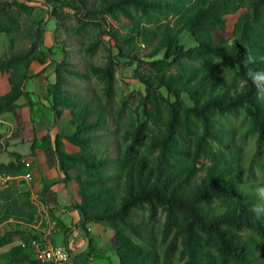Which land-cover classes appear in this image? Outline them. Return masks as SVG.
I'll use <instances>...</instances> for the list:
<instances>
[{
  "label": "trees",
  "instance_id": "1",
  "mask_svg": "<svg viewBox=\"0 0 264 264\" xmlns=\"http://www.w3.org/2000/svg\"><path fill=\"white\" fill-rule=\"evenodd\" d=\"M246 1V11L236 19L231 38L216 41L214 35L225 26L226 15L243 8ZM11 5L13 9L5 12ZM96 7L115 19L122 15L129 20L123 23V32L111 35L114 40L120 34L132 44L138 39L142 45L151 44L149 57L161 55L163 59L157 62L165 66L171 60L176 66L168 71L158 66L159 74L135 77L145 86L140 105L146 120L125 131L127 143L117 157L108 154L107 146L91 145L100 138L94 130L107 129L105 107L96 105L91 119L88 103L70 112L72 118L80 119L75 118L78 133L67 139L79 151L65 152L55 137L52 153L64 179L71 170L77 174L80 202L74 208L84 221H104L114 230L112 243L119 264H156V251L147 245L156 237L147 220L159 212L164 214L161 242L173 235L166 242L165 256L178 239L184 264H264L260 244L264 220L255 219L251 212L255 188L264 185V180L256 183L243 178L232 136L216 134L208 123L211 111L244 105L264 135V104L256 99L251 84L245 85L247 68L242 63L248 54L264 56V0H98ZM32 10L17 1L2 3L0 33L10 31L16 14L28 15ZM183 34L192 40L191 47L181 40ZM37 47L33 43L24 52L0 58V71L10 73V89L0 96V114L12 110L18 97L28 95L23 88L29 78L28 66L33 60L44 62L34 55ZM218 66L233 71V79L243 84H231ZM247 67L264 69V63L257 60ZM106 70L109 85L111 75ZM160 87L165 88L166 97L158 92ZM50 109L60 117L55 102ZM194 119L202 121L204 129L194 137L186 136L183 131ZM150 122L158 124L156 131L148 126ZM198 157L209 162L198 167ZM18 168L13 162L0 164L1 171ZM141 209L147 211V220L137 218ZM5 219L1 216L0 222ZM124 229L148 247L125 235ZM244 230L250 234L241 233ZM11 241L1 237L0 246ZM1 260L3 264H30L22 245L1 253Z\"/></svg>",
  "mask_w": 264,
  "mask_h": 264
},
{
  "label": "rangeland",
  "instance_id": "2",
  "mask_svg": "<svg viewBox=\"0 0 264 264\" xmlns=\"http://www.w3.org/2000/svg\"><path fill=\"white\" fill-rule=\"evenodd\" d=\"M11 1L17 0H0V5ZM247 3L246 1L243 8L226 15L225 26L217 35H214L216 41L220 37L231 38L235 21L241 13L246 11ZM25 4L33 9L37 8L38 11L33 15V10L28 15L16 14L14 18L16 23H9L10 31L0 33V47H7L2 58L11 53L24 52L33 43L38 44L34 55L44 61H49V65L53 66L54 82L48 85L46 101L49 108L55 102L56 108L61 112L58 117V132L55 137L60 139L63 150L67 153L79 151V147L67 139L69 135L78 133L75 124L76 117L72 118L70 112L76 111L88 103L87 108H91L88 119L92 118L96 105L105 107L107 113L105 123L107 129L94 130L100 135V138H98L99 141L91 143V145L98 148L107 146L108 154L111 157H117L127 143L124 138L125 131L137 123H145L146 120L142 114L143 107L140 105V99L145 95V86L135 77L140 74L143 76L159 74L158 66L163 67V71L174 70L176 65L171 60H167L165 66L164 62H157L163 59L161 55L149 57L153 45H142L139 39L135 40V44H132L129 40L123 41L120 34H117L118 41L114 40L111 35L116 34V31L123 32V23L129 22V20L122 15H118L115 19L110 14L99 11L96 7L98 0H87L84 4L79 0H42L40 5ZM13 7L14 5H11L4 11H9ZM48 20H50L49 23ZM43 34L50 36L51 47L47 48L46 45L42 47ZM181 40L186 47L193 45L187 34H183ZM40 51L43 53L41 54ZM169 63L173 64L171 68ZM93 67H99L100 70H94ZM102 68L105 70H101ZM106 69L110 71L111 75L109 85L106 80L108 77ZM218 69L231 84L239 83L237 79H233L235 77L233 71L226 70L221 66H218ZM242 84L239 83V85ZM157 90L164 97L167 96L165 88L160 87ZM52 95H54V101ZM183 98L187 105H191L187 98ZM169 100L173 99L169 97ZM60 103L64 105H60ZM208 116L210 117L208 121L210 129H213L216 134L232 136V143L236 145L239 153L238 168L243 178L256 183L264 180V135L260 133L246 107L241 105L230 111H211ZM148 126L153 131L158 129L157 123L150 122ZM203 129V122L194 119L188 122V129L183 132L186 136L191 133L190 137H194L195 133H201ZM102 138L106 140H102ZM197 159L198 167L201 166V163L209 162V159L205 157ZM76 175L73 170L69 172V176L74 180ZM13 186L0 197L2 216L12 218L0 238L10 237L13 239L18 236L25 243H30L33 239L39 240L37 234L30 231V224L36 223L40 216L38 208L31 203L28 195L18 193L17 188ZM213 204L215 205V202ZM136 216L139 219L147 220V211L141 209ZM147 221L152 226V233L156 237V240L151 237L152 243L147 244L156 251V264H184L185 257L181 256L178 250L180 247L178 239L169 255H164L166 242L170 241L173 236L170 233L164 242L160 240L164 214L159 212L153 220L148 219ZM123 233L138 242L139 245L142 244L126 229L123 230ZM241 233L250 234L246 230ZM260 244L264 246V241H260ZM30 245L32 246L31 243ZM142 245L148 247L146 244ZM211 250L214 249L211 248ZM34 262L49 264L40 260H34ZM1 263L3 264V260L0 261Z\"/></svg>",
  "mask_w": 264,
  "mask_h": 264
},
{
  "label": "crops",
  "instance_id": "3",
  "mask_svg": "<svg viewBox=\"0 0 264 264\" xmlns=\"http://www.w3.org/2000/svg\"><path fill=\"white\" fill-rule=\"evenodd\" d=\"M17 1L32 6L42 3V0ZM36 11L34 7L32 15ZM50 40V36L44 35L42 47H51ZM6 51V46L0 47V58ZM27 70L29 78L24 81L23 88L28 95L18 97L12 110L0 114V164L13 162L19 167L15 172L0 170V195L14 185L18 193L29 196L40 215L36 223L30 224V231L36 233L40 241L66 249L70 260L63 264H119L112 243L114 230L104 221L82 219L74 208L80 202L78 184L71 177L64 179L52 153L59 123L46 101L48 85L54 82L53 66L49 61L33 60ZM9 75L0 71V96L10 89ZM11 220L6 216L0 222V236ZM16 245L24 247L30 264L39 261L34 247L18 236L0 246V253Z\"/></svg>",
  "mask_w": 264,
  "mask_h": 264
},
{
  "label": "clouds",
  "instance_id": "4",
  "mask_svg": "<svg viewBox=\"0 0 264 264\" xmlns=\"http://www.w3.org/2000/svg\"><path fill=\"white\" fill-rule=\"evenodd\" d=\"M257 60L264 63V56L255 57L248 54L247 58L242 61L247 68L245 72V85L250 83L255 92L256 99L264 103V69L247 67L249 64H255ZM215 63H220V60H217ZM254 196L255 200L251 205V212L254 214L255 219L264 220V185L255 188Z\"/></svg>",
  "mask_w": 264,
  "mask_h": 264
},
{
  "label": "built area",
  "instance_id": "5",
  "mask_svg": "<svg viewBox=\"0 0 264 264\" xmlns=\"http://www.w3.org/2000/svg\"><path fill=\"white\" fill-rule=\"evenodd\" d=\"M29 166V163H25ZM26 176H29L27 173ZM35 249L36 255L43 263L63 264L70 260V254L66 249L60 246H52L45 241L33 239L30 242Z\"/></svg>",
  "mask_w": 264,
  "mask_h": 264
}]
</instances>
